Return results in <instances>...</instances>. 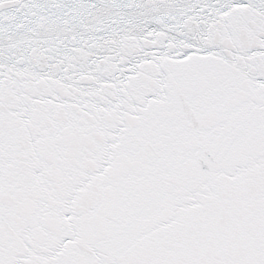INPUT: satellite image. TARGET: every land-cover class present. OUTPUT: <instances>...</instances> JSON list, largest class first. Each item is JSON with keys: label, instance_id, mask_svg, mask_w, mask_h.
Here are the masks:
<instances>
[{"label": "snow or ice", "instance_id": "1", "mask_svg": "<svg viewBox=\"0 0 264 264\" xmlns=\"http://www.w3.org/2000/svg\"><path fill=\"white\" fill-rule=\"evenodd\" d=\"M0 264H264V0H0Z\"/></svg>", "mask_w": 264, "mask_h": 264}]
</instances>
